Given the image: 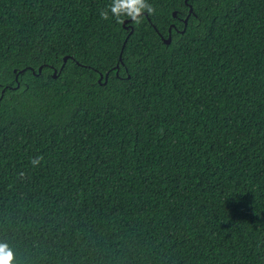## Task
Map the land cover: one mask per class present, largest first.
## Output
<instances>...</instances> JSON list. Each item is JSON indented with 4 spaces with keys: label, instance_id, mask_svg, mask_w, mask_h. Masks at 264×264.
<instances>
[{
    "label": "trees",
    "instance_id": "obj_1",
    "mask_svg": "<svg viewBox=\"0 0 264 264\" xmlns=\"http://www.w3.org/2000/svg\"><path fill=\"white\" fill-rule=\"evenodd\" d=\"M148 2L0 0L13 264H264V0Z\"/></svg>",
    "mask_w": 264,
    "mask_h": 264
},
{
    "label": "clouds",
    "instance_id": "obj_2",
    "mask_svg": "<svg viewBox=\"0 0 264 264\" xmlns=\"http://www.w3.org/2000/svg\"><path fill=\"white\" fill-rule=\"evenodd\" d=\"M154 12L155 8L148 0H112L107 9L100 11V17L108 20L111 14L117 22H123V19L127 18L134 24H140L145 13L152 15ZM43 159L42 155L32 157L30 160L32 168H38ZM14 258L12 249L6 243H0V264H13Z\"/></svg>",
    "mask_w": 264,
    "mask_h": 264
},
{
    "label": "water",
    "instance_id": "obj_3",
    "mask_svg": "<svg viewBox=\"0 0 264 264\" xmlns=\"http://www.w3.org/2000/svg\"><path fill=\"white\" fill-rule=\"evenodd\" d=\"M192 12H193V6L190 5L189 13H188L187 17L183 19L184 24H185V27H186V25H187V23H188V19H189L190 15L192 14ZM145 15L148 16L147 13H145ZM173 16H174V17L177 16V12H176V11L173 12ZM148 20L150 21L149 18H148ZM130 21H131L130 19H125V20L123 21V26H124L125 28H127V29H131L129 35L133 32V26H132V25H127V23H129ZM173 27H174L177 31H180V32H182V33L185 31V28L181 30V29H178L177 26H176L174 23L171 24V26L169 27V33H168V37H167V38L164 37L162 34H160L162 40H163L166 44H169V43L171 42V39H172L171 34H172V28H173ZM129 35H128V36H129ZM127 39H128V37L125 39V42H124V44H123V46H122V50H121V52H120V56H119V61H120V62H123V60H122V53H123V49H124V46H125V43H126ZM67 59H68L67 56H65V57H64V61H66ZM62 67H63V66H62ZM116 67H119V64H117ZM31 69H32L33 72H34V69H33V68H31ZM41 70H42V67H39V72H41ZM23 71H24V69L20 70L21 73H22ZM117 73H118V71H117ZM54 76H55V77L57 76V70L54 71ZM108 76H109V72H107L105 75H104L103 73H100V79H99V80L101 81V79L105 77V79H106V81H107Z\"/></svg>",
    "mask_w": 264,
    "mask_h": 264
},
{
    "label": "flooded vegetation",
    "instance_id": "obj_4",
    "mask_svg": "<svg viewBox=\"0 0 264 264\" xmlns=\"http://www.w3.org/2000/svg\"><path fill=\"white\" fill-rule=\"evenodd\" d=\"M120 65H123V62H120V63H119V66H120ZM116 68H120V67H116Z\"/></svg>",
    "mask_w": 264,
    "mask_h": 264
}]
</instances>
